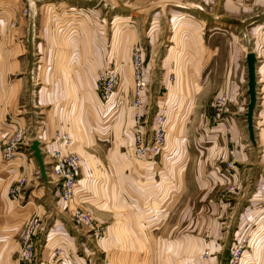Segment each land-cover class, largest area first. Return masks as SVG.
Instances as JSON below:
<instances>
[{
    "label": "crops",
    "instance_id": "1",
    "mask_svg": "<svg viewBox=\"0 0 264 264\" xmlns=\"http://www.w3.org/2000/svg\"><path fill=\"white\" fill-rule=\"evenodd\" d=\"M186 1L190 2L188 0L173 1L175 7L178 8V10L175 9L174 14L178 13V15H181L184 8L191 7L190 5L193 2L187 4ZM209 1L214 2L215 8H218L219 5L221 6L222 13L219 12L220 17L226 16L242 20L243 16H260V14L264 16V0ZM202 2L207 3L208 0H198L196 5H203ZM8 3L12 13L18 11L14 1L8 0ZM47 5L48 3L42 4L40 6L41 11L47 12V9L43 8ZM200 5L199 7L202 8ZM70 12L73 15L72 9ZM20 16L21 14L18 16L19 25L25 18ZM155 21L156 19L152 20L149 25L148 31L150 33L154 32L158 26L154 25ZM68 24L60 21L61 29L59 30L60 32H65L68 43L73 45L67 61L75 64L79 54L77 49L73 48L79 36H77V31L74 29L70 32V29L75 27V25ZM29 29L30 27L27 28V32ZM25 30V28H22L19 33L25 35ZM254 30L257 32L256 35L248 36V31ZM202 31L203 28L199 27L198 24L193 25L187 22L173 23L172 20L168 26V40L173 44L169 46L166 54H164V59L174 55L173 68L168 67V70L164 69L163 66L162 68L165 70L164 78H168L167 81H169L170 74L175 75L176 81L174 80L175 83L173 85L168 84L167 81L166 83L164 82L163 85H165L167 93L162 97H158V101H155L158 107L164 103L167 104L169 111L166 143L159 156V161L152 162L137 158L133 151V143L126 145L128 140L133 142L131 133L128 130L129 125L127 124V118L129 122L132 116L131 108L127 112L128 114L126 113V116L123 117L122 122L118 124V119L121 115L120 110L112 125L110 124L111 122L109 125L104 121L106 110L99 99L84 101L82 105V100L79 96H70L60 102L54 110L58 118L66 123L77 114L92 117L93 120L89 125L90 134L95 145L106 146L109 142H115L114 149L108 148L107 153L105 152L103 157H97L96 152L92 154L87 152L80 166V172H85L88 178H79L77 195L80 198H78L80 202L78 200L74 202V204L82 205L81 207L92 213L94 224L100 226L104 232L102 239L98 241V244L102 247L101 253L99 252L101 254L99 264H102L104 258L109 264H218L215 258L217 259L216 256L221 252L224 245L219 240L227 237L239 240L240 237L246 234L252 238L253 244H255L252 248V250L254 249L253 252H257L250 263L264 264V246L255 251L259 240L264 245V21L249 30L241 31L242 37L240 39H234L233 36L228 37L227 34H224L225 42L223 39L221 44H218V62L222 63V66H220L218 93L225 92L228 98L222 120L218 121V138L216 137L218 139V150L212 148L210 152H203L201 149H197L198 153L193 154L190 152V141L192 142L193 140L187 134V131L191 130V126L187 127V125L191 120L192 112L200 96H197V88L199 89L201 82L193 84L190 79L200 81L202 74L198 71H195V73L194 69L189 67L185 71L187 67L185 53L183 52V56H181V51L178 56V52L175 50L172 54L171 49L176 48V46L184 48V46L190 45L189 55L193 59L196 57L200 60L203 52L202 48L206 46L205 39L202 38ZM175 36L179 38L177 37V40H175ZM15 49L16 46L14 49L11 47L10 51H15ZM248 51L254 52L257 59L256 104L253 111L255 143H252L249 139L245 116L249 101L246 65V54ZM11 55L15 56L14 54ZM94 57L96 55L90 56L89 59L95 61L92 60ZM110 58L111 55L108 56V59ZM38 59L40 60V58ZM174 60L179 62L177 70ZM3 63L5 64V61ZM147 72L149 73V79L152 78L155 72L153 65H147ZM175 72L178 74L176 75ZM191 72L194 73L193 77L190 74ZM7 76L8 69H2L0 71V79H6ZM177 76L178 79L182 80L181 83H177ZM196 77L197 79H193ZM190 86H194L195 92ZM24 89V86L20 85L18 81L8 86L7 90H5L7 97V103L3 111L5 114L13 115L20 112L21 104L17 96ZM152 91L153 88L147 85L143 96L148 125L153 123L155 116L154 113L148 114ZM37 93H46L45 95L48 96L61 95L57 91H48L46 86H40L37 89ZM39 102L40 99H38ZM51 102L54 101L51 100ZM51 102L49 101V103ZM49 110L51 111L52 108ZM43 123V125H37L35 136L26 138L28 140V145L26 144V146L30 147L33 140H39L41 151L44 154L43 138L44 133L47 132L48 125L50 127V123H45V121ZM53 128L61 130L62 126L60 124L58 126L54 125ZM185 130L187 131L185 132ZM48 133H50V130ZM90 141L88 140V142ZM51 147L52 145H48V151L51 150ZM196 147L200 148L199 145H196ZM190 157L196 158L197 161L193 172L190 171V168L188 170ZM106 158L110 162H106V166H104V162L101 164L97 160H106ZM217 159L218 172L215 169L212 170V165ZM2 160L0 161V245L6 239L7 231L15 230L22 218L29 213L30 215L33 213L39 215L40 220H42L38 230L43 231L45 226L43 224V215L46 214V211L41 208L44 209V205L31 204L30 202L32 198H36V195L37 199H41L43 197L41 192L45 191V188H50L51 185L50 182H44L42 188L31 190L27 195L28 199L23 209L20 211L18 209L15 210L14 204L8 196L10 184L2 183V181L8 179L9 174L16 170L14 166L16 161L7 164L10 166L9 169H6L3 157ZM91 160L93 161L92 164ZM111 160H113L112 163ZM258 162L262 163L261 165L263 166L258 167ZM30 163L32 165L35 164V162H31V159L27 165L30 166ZM160 164H162L161 168ZM37 167L39 169V166ZM38 173L40 172L38 171ZM186 173L188 176H185ZM213 178L218 180V205L216 202H210L213 200L209 196V192L214 187ZM191 182L194 184L193 188L199 191L197 205L193 208L191 200L188 198L190 203L187 201V195L183 196V191L185 192L189 185H193ZM251 186L253 193L247 197ZM180 191H182L181 194ZM178 195L181 197L180 201ZM243 195L247 197L245 198L247 205L244 212L233 216L234 210ZM22 197L23 193L20 194L21 199ZM59 201L63 206V208H60L61 211L63 209L64 214L70 217L71 215L73 216L71 207H68L60 197ZM206 201H208V204ZM177 202H181L184 206L181 210H178L179 212L173 214L172 210L177 205ZM217 208L218 212L216 211ZM59 212L60 210L56 207L55 213L58 214ZM191 212L195 213L196 216H200L202 222L206 221L209 223H212L214 217L218 215V229L212 225L209 228L198 225L201 234L195 237L190 234V227L185 228L184 225L178 224V226L182 227L180 237L169 239L167 235L169 230L166 226L168 218L175 215L182 223L183 219L192 215ZM222 217H225L226 221ZM234 217L237 225L230 230L228 225L231 224ZM58 222L60 223L58 217H55L53 226L49 227L45 234L43 233L44 245L39 248V258L41 256L42 260L49 259L48 254L51 249L58 245H65L68 255L59 264H82L79 259L75 258L72 250L73 238L75 237L70 235L68 229L62 226L63 224H58ZM76 224L74 226H78L79 231H82L77 233L78 236H87L86 234L91 236L89 228L85 225ZM56 225L61 227V231L56 230L59 233L53 230ZM38 230L36 231L37 233ZM156 230H164V232L166 230L167 234L154 236L155 243L151 247L147 244ZM59 234H63L64 242H57L58 239L62 238L57 236ZM216 238H218V243L213 241ZM146 246L149 247L147 248ZM211 255L214 256L212 257ZM4 264H16V262ZM91 264L93 263L91 262Z\"/></svg>",
    "mask_w": 264,
    "mask_h": 264
},
{
    "label": "rangeland",
    "instance_id": "2",
    "mask_svg": "<svg viewBox=\"0 0 264 264\" xmlns=\"http://www.w3.org/2000/svg\"><path fill=\"white\" fill-rule=\"evenodd\" d=\"M12 1H14L16 8H18V11L14 13H12L10 9L11 7L8 3V0H0V9L8 8L7 12L4 11L3 14H0V71L2 69H8V76L6 79H0V161H3V156L1 157V154L13 135V123L16 121H18L20 126L23 128L26 138H32L35 136L37 125H43V121H45V123L47 122L48 124L50 123V127L48 125L47 128V132L50 130V133H44L43 138L45 151L52 152L54 149L64 150V146L62 145L63 141L57 138L58 135L61 136V138L62 136H68L71 141V145L67 148L70 151L76 152L80 156V166L82 165L83 159L87 155V152L91 154L96 152L97 157H103L105 152L107 153L108 148L114 149L115 142L113 141L109 142L106 146H97L94 144V140H92L93 138L90 134L89 125L93 120L92 117H85L82 116L83 114H77L68 123H66L64 120L58 118V115L54 110L60 104V102L70 96H79L82 100L81 104L84 101H91L92 99H99L101 101L100 91L97 87L96 81L97 73L109 65L112 67L115 66V68L118 69L120 67L122 84L125 88V91L127 92L125 94L126 103H124L123 107L121 108V115L118 119V124H120L123 117L126 116L127 112H129L133 101V77L130 60L131 52L135 46H141V49L144 52L143 56L146 72L147 65L149 64L150 66L153 65V70L155 71L152 75V78L150 79L149 73H146L147 85L153 88L150 96V103H152H149L150 109L148 114H155L158 110V106L157 103L155 104V101H158V97H162L167 93V89H165V85H163V83H166L168 79L166 77L164 78V69L168 70V67L173 68L174 55L164 59V54H166L169 46L173 44L168 40V26L172 20L173 23L187 22L188 24L193 25L198 24L199 27L203 28L202 38H204L206 42V46L202 48L203 52L200 60H198L196 57L195 60L189 55L190 45L184 46V48H180L175 45L176 48L171 49L172 54L176 50L178 52V56L179 52L181 51V56H183V52L185 53L187 61V67L185 68V71L189 67L194 69V72L198 71L202 74V79L200 81L190 79L193 84L201 82L199 89L197 88V96H200L198 97L197 105L192 112L191 120L187 125V127L191 126V130H185V132L187 131V134H189V137L193 140L192 142L190 141V152L193 154L198 153L197 149H201L203 152H210L212 148L218 150V118L215 115L216 112L213 107V103L216 98H218V95H226L225 92L218 93V85L220 83L219 78L221 73L220 66H222V63L218 62V44H221L225 38L224 34H227L228 37L233 36L234 39H240L242 37L241 31L243 32L245 30H242V28L239 26H230L219 21V12L222 13V8L220 5L218 6L219 9L215 8L214 2L208 0L207 3L202 2L203 5L199 4L202 7L200 8L199 5H196L198 4V0H188L194 4L191 3V7L184 8L182 11L183 14L178 15V13L174 14L175 9L178 10V8L175 7V3L173 2L174 0ZM190 2H187V4H190ZM45 3H48V5L44 6L43 8H46L47 12H43L41 11L42 9H40V6ZM22 7L28 8V15H23L20 12ZM71 9L73 15H71V12L69 13ZM20 14V17L25 18H23L24 21H22L19 25L18 16ZM183 17L185 18L182 19ZM171 18L173 19L171 20ZM252 18L256 20L251 26L246 28L248 30L251 27H254L256 24L262 23V21H264V16H262V14H260V16L251 17L243 16L242 21ZM154 19H156L154 25L158 26L154 32L150 33L148 31L149 25ZM60 21L75 25V27L70 29V32H72V29H74L77 31H75L77 36H79L73 48H76L79 54L77 63L75 64L69 63L67 61L68 55L70 54L73 45L68 43L69 41H67L68 38L65 32H60ZM29 27L30 29L27 32V28ZM22 28L26 29L25 35L19 33ZM256 33V30L250 32L248 31V36L256 35ZM177 37L178 36H175L174 39L177 40ZM15 46V51L11 52L10 48L12 47V49H14ZM11 54H14L15 56ZM92 55H96V57L92 58V60L95 61H91L89 59L90 56L92 57ZM110 55L111 58L108 59V56ZM38 58H40V60ZM170 58H172V60H170ZM3 61H5V64ZM174 65H177V70L179 62L174 60ZM177 74L178 73H176V75ZM190 74L192 77L194 76L193 72ZM173 75L174 74H170L169 81H167L170 85L175 83L174 80L176 81V77ZM193 79H197V77ZM17 81L25 88L24 91H22V93L17 96L21 104L19 108L20 112L18 111L19 113H14L13 115L5 114V112H3L5 110V104L7 103L5 90H7L10 84L17 83ZM181 82L182 80L180 78L178 79L177 76V83ZM40 86H46L48 91H57L61 95L48 96L45 95L46 93H37V89ZM190 87L194 91V86ZM38 99H40L39 103ZM51 100L54 102H51ZM49 101L51 103H49ZM39 104L41 107H39ZM51 108L52 110L50 111L49 109ZM59 124L62 126L61 130L58 128H53L54 125L58 126ZM127 124L129 125V130L132 124V116L129 122L127 118ZM88 140L91 141L88 142ZM129 143L133 142L128 140L126 145ZM48 145H52L50 151H48ZM196 145H199L200 148L196 147ZM27 148L29 147L21 148L20 151L23 154L18 156L20 159H15L14 161H16V163L15 165L13 164L16 167V170L9 174L8 179L2 181V183L4 182L6 184H10V189L14 185L21 186V193H23V197L17 201H14L10 197V189L8 191V196L12 200L15 210L18 209L19 211L23 209L24 204L28 199L27 195L29 192L33 189L42 188L45 182L42 180L40 173H38L39 169L37 167L38 165L36 158H34L30 149ZM30 159L31 162H35V164L32 165V163H30V166H28L27 163H29ZM97 160L101 164L104 162V166H106V162H109V159L107 158L106 160ZM97 160H95V162H97ZM47 161L48 158H46V162ZM112 161L113 160H111V163ZM90 162L92 164L93 161L91 160ZM10 163H4L6 169H9L10 165L7 164ZM196 163V158L190 157V165L188 170L190 168V171L193 172V170L196 168L194 166ZM261 164L262 163L258 162V167H262L263 165ZM217 165L218 159L212 165V170L215 169L218 172ZM161 167L162 164H160V168ZM82 172L83 171L80 172L79 178H88L87 174L83 172V176ZM185 176H188V174L186 173ZM47 179L51 184L50 188H45V191L41 192V196H43L41 199H37L36 195V198H32L33 200L31 199L30 202L31 204L35 203L36 205H44V209L41 208L42 210L46 211V214L43 215V224L45 225L43 231L38 230L42 220H40L38 214L33 213L30 215L29 213L26 215V217L22 218L15 230L7 231L6 239H4L2 245H0V264L12 263L14 261L16 264H22L18 260L21 234L29 224L28 222L33 218L38 219V225L36 228L38 233H35L34 240L37 244L36 246L39 252L40 246L42 245L43 247L44 245L45 231L48 230L49 227L53 226L55 217H58L60 223L63 224L62 226L68 229L70 235L75 237L73 238L72 244V250L74 252L75 258L79 259L82 264H91V262L93 264H99V261L101 260L99 258L101 257L100 253L102 247L98 244V241L102 238L95 239L88 234H86L87 236L77 235V233L82 231H79L78 226H74L77 223L75 218L72 215L70 217L67 214H64L63 209L62 211L60 209L61 207L63 208V206L59 201L60 195L57 188V183L53 180V178H49L48 175ZM191 183L193 184V182ZM212 183L214 184V187L209 192V196H211L213 200L210 202H216L218 205V180L213 178ZM193 186L194 184L191 186L189 185L187 190L185 192L183 191V196L187 195V201H189V199L191 200L192 208L197 205L199 195V191L194 189ZM181 192L182 191H180V194ZM252 193L253 188L251 186L247 193V197L251 196ZM179 195L178 197H180ZM247 197L246 195H243L241 201L238 202L237 207L234 210L235 212L233 216H237L239 213L244 212V209L247 205V200L245 198ZM180 200L181 197L179 201ZM178 202L172 210L173 214L179 212L178 210H181L184 206L181 202ZM206 202L208 204V201ZM56 207H58V210H60L58 214L55 213ZM216 211L218 212V208ZM191 213L192 215L187 216L182 220L183 224L175 215L174 217H169L166 221L168 223L166 225L169 230L168 234L166 230L165 232L164 230L154 231L153 237H150V241L147 245L151 247L153 246V243H155L154 236L156 235L159 236L166 233L169 239L180 237V231L182 227L178 226V224L184 225L185 228L190 227V234L195 237L201 234L198 225H202L207 228L212 225L214 228L218 229V215L214 217L212 223H209L206 221L202 222V218L200 216H196L193 212ZM222 218L224 219L225 217ZM234 220L235 217L232 218L231 224L228 225L230 230H232L237 225V222ZM60 223L58 222V224ZM59 226H54V232L59 233L57 231H61V227ZM99 228L102 230L100 226ZM57 236L62 237L60 239L57 238V242H64L65 239L63 238V234H59ZM241 239H244V249L247 252L245 253L243 261H246V264H250L253 256H256L257 252H253L254 249L252 250V248L255 244H253L252 238H250V236L247 234L240 237L239 240H235L232 237L219 240L224 245L221 252L218 254V256H216L217 259L215 258V261H217L218 264H225L229 255V249L233 243L240 241ZM213 241L218 243V238L214 239ZM149 246L146 247L148 248ZM263 246V242L259 240L257 246L255 247V251H258V249H261ZM211 256L213 257L214 255ZM63 258L64 256L58 258L57 260L55 259V264H59L61 261H63Z\"/></svg>",
    "mask_w": 264,
    "mask_h": 264
},
{
    "label": "built area",
    "instance_id": "3",
    "mask_svg": "<svg viewBox=\"0 0 264 264\" xmlns=\"http://www.w3.org/2000/svg\"><path fill=\"white\" fill-rule=\"evenodd\" d=\"M4 11L7 12L8 8L0 9V14H3ZM20 12L23 15L29 14L28 8L22 7ZM143 54L144 52L141 46H135L130 56L133 77V101L131 104L132 124L129 131L132 136L135 156L143 160L155 162L159 161V156L166 143V127L168 124L169 111L167 104H162L155 113L153 123L148 125L145 106L142 100L147 88V72ZM96 81L100 91L101 102L106 110L104 121L107 124L111 122L110 124L112 125V122H114L118 116L124 103H126L125 94L127 92L122 84L120 67L118 69L115 68V66L112 67L109 65L103 68L97 73ZM226 103L227 97L225 94L218 95V98H216L213 103L218 121L222 120ZM13 126V135L2 152L3 159L7 163L13 162L15 159L19 158L18 156L22 155L20 151L22 147H28L26 146V144L28 145V140H25L26 136L23 128L18 122L13 123ZM57 139L63 141L62 145L64 146V150L54 149L52 152H46L44 150V162L46 163L47 175L49 178H53L57 183L60 198L68 207H71L76 222L89 228L93 238L100 239L103 237V231L99 226L94 224L90 212L74 204L79 198L77 195V187L79 186L81 158L76 152L70 151L67 148L71 145L68 136H62L61 138V136L58 135ZM46 158H48L47 162ZM20 194V185L11 187L10 197L14 201L20 199ZM28 223L29 224L21 234L20 250L18 252L19 262L22 264H37L41 261L39 264H55V259L57 260L58 258L68 255L65 245H58L49 252V259H45V261L41 259V256L39 258L37 244L34 240L38 219L33 218ZM244 245V239L233 243L229 249V255L225 264H246V261H243L245 253H247L244 249ZM102 264H108V261L104 259Z\"/></svg>",
    "mask_w": 264,
    "mask_h": 264
},
{
    "label": "water",
    "instance_id": "4",
    "mask_svg": "<svg viewBox=\"0 0 264 264\" xmlns=\"http://www.w3.org/2000/svg\"><path fill=\"white\" fill-rule=\"evenodd\" d=\"M256 19H248V20H237L235 18H230L226 16H221L219 21L228 24L230 26H239L240 28L246 29L247 27L251 26ZM256 56L255 53L252 51H248L246 54V65H247V95L249 98L247 104V110L245 113L246 121H247V128L249 133V139L252 143H255L254 138V128H253V111L256 104ZM30 151L32 152L34 158H36L39 172L42 179L45 182H48L47 179V172H46V163L44 162V154L41 151V143L39 140H33L29 147Z\"/></svg>",
    "mask_w": 264,
    "mask_h": 264
},
{
    "label": "bare ground",
    "instance_id": "5",
    "mask_svg": "<svg viewBox=\"0 0 264 264\" xmlns=\"http://www.w3.org/2000/svg\"><path fill=\"white\" fill-rule=\"evenodd\" d=\"M33 6V5H32Z\"/></svg>",
    "mask_w": 264,
    "mask_h": 264
}]
</instances>
